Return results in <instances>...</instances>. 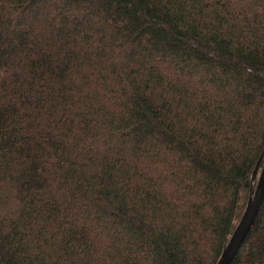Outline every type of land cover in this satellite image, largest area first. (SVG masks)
I'll return each instance as SVG.
<instances>
[{
  "label": "trees",
  "instance_id": "1",
  "mask_svg": "<svg viewBox=\"0 0 264 264\" xmlns=\"http://www.w3.org/2000/svg\"><path fill=\"white\" fill-rule=\"evenodd\" d=\"M263 146L264 0H0V264H216Z\"/></svg>",
  "mask_w": 264,
  "mask_h": 264
},
{
  "label": "water",
  "instance_id": "2",
  "mask_svg": "<svg viewBox=\"0 0 264 264\" xmlns=\"http://www.w3.org/2000/svg\"><path fill=\"white\" fill-rule=\"evenodd\" d=\"M262 157L263 162L257 176L256 185L254 188H252V185L250 186L248 198L244 210L241 214V217L237 222L230 238L222 249L216 264H231L234 255L238 251L240 245L242 244L250 227L252 226L255 220V217L258 213V210L264 197V146L260 157L257 160L255 167L252 171L251 182L256 179V175Z\"/></svg>",
  "mask_w": 264,
  "mask_h": 264
},
{
  "label": "rangeland",
  "instance_id": "3",
  "mask_svg": "<svg viewBox=\"0 0 264 264\" xmlns=\"http://www.w3.org/2000/svg\"><path fill=\"white\" fill-rule=\"evenodd\" d=\"M259 173V172H258ZM258 173H257V176H258Z\"/></svg>",
  "mask_w": 264,
  "mask_h": 264
}]
</instances>
